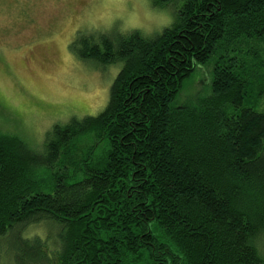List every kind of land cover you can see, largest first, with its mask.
<instances>
[{
	"label": "trees",
	"instance_id": "trees-1",
	"mask_svg": "<svg viewBox=\"0 0 264 264\" xmlns=\"http://www.w3.org/2000/svg\"><path fill=\"white\" fill-rule=\"evenodd\" d=\"M152 1L162 33L71 46L123 64L103 111L40 149L0 131V264H264V0ZM208 63L210 93L175 106Z\"/></svg>",
	"mask_w": 264,
	"mask_h": 264
},
{
	"label": "rangeland",
	"instance_id": "rangeland-1",
	"mask_svg": "<svg viewBox=\"0 0 264 264\" xmlns=\"http://www.w3.org/2000/svg\"><path fill=\"white\" fill-rule=\"evenodd\" d=\"M175 17L152 0H0V131L40 149L54 125L98 115L123 64L81 59L75 40L113 30L152 38ZM212 72L211 63L198 66L174 105L207 96ZM31 232L45 236V225Z\"/></svg>",
	"mask_w": 264,
	"mask_h": 264
}]
</instances>
